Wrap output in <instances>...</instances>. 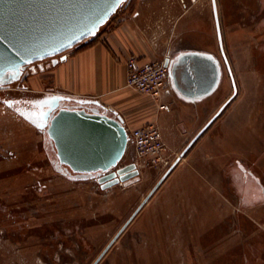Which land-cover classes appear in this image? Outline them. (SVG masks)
<instances>
[{"label":"rangeland","instance_id":"obj_1","mask_svg":"<svg viewBox=\"0 0 264 264\" xmlns=\"http://www.w3.org/2000/svg\"><path fill=\"white\" fill-rule=\"evenodd\" d=\"M133 1L126 0L97 35ZM256 1L225 0L223 50L214 21L205 20L221 67L214 92L191 102L175 95L179 100H169L164 118L145 123L161 127L168 163L108 189L56 171L39 132L0 100V264H92L148 194L97 264H264V22ZM44 64L27 78V90H16L17 82L5 92H62L60 61ZM129 88L158 110L150 96ZM137 111L125 109L132 120L143 117ZM130 151L120 165L130 161Z\"/></svg>","mask_w":264,"mask_h":264},{"label":"water","instance_id":"obj_2","mask_svg":"<svg viewBox=\"0 0 264 264\" xmlns=\"http://www.w3.org/2000/svg\"><path fill=\"white\" fill-rule=\"evenodd\" d=\"M125 1L0 0V85L18 80L25 66L35 61L61 53L59 60H63L66 50L96 36ZM212 7L219 44L223 50L215 0H212ZM197 56L210 64L211 72L208 74L205 68L200 71L209 80L204 83L203 78L201 87L191 89L190 100H199L212 93L220 79L218 60L211 54ZM166 62L170 67V78L174 80L173 64L169 59ZM230 99L219 107L188 143L156 186ZM36 106L37 109L26 111L25 117L46 134L54 147L57 162L67 177L95 179L101 189H108L139 174L132 162L120 165L129 148V134L123 118L110 112L97 99L51 93L40 98ZM148 198L149 194L92 264H97Z\"/></svg>","mask_w":264,"mask_h":264},{"label":"crops","instance_id":"obj_3","mask_svg":"<svg viewBox=\"0 0 264 264\" xmlns=\"http://www.w3.org/2000/svg\"><path fill=\"white\" fill-rule=\"evenodd\" d=\"M205 2L134 0L131 9L119 16L106 31L81 41L64 53L65 58L60 60L56 70L62 92L97 99L110 112L120 115L126 126L137 127L153 119H162L170 111V106L167 111L156 110L150 98L137 95L127 87L125 61L130 54H135L141 61L167 56L173 64L175 78L165 100L176 102L179 100L176 95L191 102V89L202 86L204 75L200 71L205 68L208 74L211 72L210 64L197 55L215 57L211 31L204 25L205 20L211 19L216 27L212 0ZM215 2L223 39L225 0ZM255 3V13L264 22V0ZM246 6L240 7L245 15L248 14L245 13ZM204 80V83L208 82L209 77ZM128 107L141 111L143 117L132 120L125 112Z\"/></svg>","mask_w":264,"mask_h":264},{"label":"built area","instance_id":"obj_4","mask_svg":"<svg viewBox=\"0 0 264 264\" xmlns=\"http://www.w3.org/2000/svg\"><path fill=\"white\" fill-rule=\"evenodd\" d=\"M189 2L192 4L197 0ZM167 59V56H163L160 59L141 61L135 54H130L125 61L126 85L150 96L158 110L163 111H167L170 106V101L165 100V94L170 87V67ZM125 127L131 148V158L126 164L132 162L140 172L144 168L164 167L168 163L169 146L157 123Z\"/></svg>","mask_w":264,"mask_h":264},{"label":"flooded vegetation","instance_id":"obj_5","mask_svg":"<svg viewBox=\"0 0 264 264\" xmlns=\"http://www.w3.org/2000/svg\"><path fill=\"white\" fill-rule=\"evenodd\" d=\"M62 54L63 53L54 55L52 57H47V58H44L42 60L35 61L33 63L26 65L18 80L0 85V94H1L0 100L3 102V104L8 109L12 110L16 115H18L26 123H28L30 126L35 128L39 132V135L41 136V142H42V146L44 148V151L47 154V157L50 161L51 166L56 171L61 173L67 179L81 180V179H71L63 173V167L58 164L57 159H56L55 154H54V151H55L54 147H53L52 143L49 141V139L47 138L46 134L43 132L42 129L37 127L35 124H33L31 121H29L25 117L26 111H31V110L37 109L36 102L40 98H42L44 95L51 94V93H63V92H56V91H52V90H47V91L41 92V93H43L42 95H33L30 97L21 96L23 94H21L20 96H10L9 93L5 92V91L12 90L11 85L13 83H17V82H18L17 83L18 86H16V88H15L16 90H20V91L27 90V88H29V87L26 84V80L29 77V75L45 69L44 63L48 60H50V63H52V64L58 63L60 61L59 59H60V56ZM220 70H221V67H220ZM171 82H172V79L170 78V84H171ZM6 102H12V105L9 106V104ZM21 113H24V115H21Z\"/></svg>","mask_w":264,"mask_h":264},{"label":"snow or ice","instance_id":"obj_6","mask_svg":"<svg viewBox=\"0 0 264 264\" xmlns=\"http://www.w3.org/2000/svg\"><path fill=\"white\" fill-rule=\"evenodd\" d=\"M6 103H8V104H9V106H11V105H12V102H6ZM21 115H24V113H21Z\"/></svg>","mask_w":264,"mask_h":264},{"label":"bare ground","instance_id":"obj_7","mask_svg":"<svg viewBox=\"0 0 264 264\" xmlns=\"http://www.w3.org/2000/svg\"><path fill=\"white\" fill-rule=\"evenodd\" d=\"M77 44H78V43H77ZM74 46H75V45H74ZM74 46H73V47H74ZM68 50H69V49H68ZM66 51H67V50H66ZM66 51H65V52H66Z\"/></svg>","mask_w":264,"mask_h":264},{"label":"trees","instance_id":"obj_8","mask_svg":"<svg viewBox=\"0 0 264 264\" xmlns=\"http://www.w3.org/2000/svg\"><path fill=\"white\" fill-rule=\"evenodd\" d=\"M120 8V7H119ZM117 12V11H116ZM77 45V44H76Z\"/></svg>","mask_w":264,"mask_h":264}]
</instances>
